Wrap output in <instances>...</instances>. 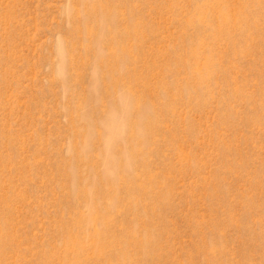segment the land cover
Wrapping results in <instances>:
<instances>
[{
    "label": "rangeland",
    "instance_id": "1",
    "mask_svg": "<svg viewBox=\"0 0 264 264\" xmlns=\"http://www.w3.org/2000/svg\"><path fill=\"white\" fill-rule=\"evenodd\" d=\"M0 264H264V0H0Z\"/></svg>",
    "mask_w": 264,
    "mask_h": 264
}]
</instances>
